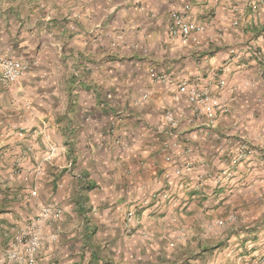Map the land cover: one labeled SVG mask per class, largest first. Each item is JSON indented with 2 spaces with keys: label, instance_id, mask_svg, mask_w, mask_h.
<instances>
[{
  "label": "crops",
  "instance_id": "1",
  "mask_svg": "<svg viewBox=\"0 0 264 264\" xmlns=\"http://www.w3.org/2000/svg\"><path fill=\"white\" fill-rule=\"evenodd\" d=\"M184 1L0 0V54L29 63L0 83V264H25L7 252L28 226L39 264L262 262L264 220L240 205L264 198V0H187V20L206 22L187 42L168 32ZM182 81L228 111L195 117ZM45 205L61 215L43 219Z\"/></svg>",
  "mask_w": 264,
  "mask_h": 264
},
{
  "label": "built area",
  "instance_id": "2",
  "mask_svg": "<svg viewBox=\"0 0 264 264\" xmlns=\"http://www.w3.org/2000/svg\"><path fill=\"white\" fill-rule=\"evenodd\" d=\"M139 9H144L143 5L139 6ZM190 9L189 1L185 0L182 4V10L171 9L169 11L170 22L168 24V32L170 37L174 38L179 36L182 41L187 42L191 39L194 32L205 29L206 22L197 23L191 20H187L186 12ZM235 9H233L234 11ZM111 12V11H110ZM239 22L238 16L232 19V24L237 25ZM261 50L264 52V43L261 45ZM29 69V63L27 61H21L14 58H9L0 54V83L9 88L17 79L23 76ZM152 78L157 80H163V75L152 73ZM178 93L185 96L189 102L191 109L195 117H204L210 123H213L218 115L226 113L228 111V105L222 103L217 97L211 94L207 87L197 86L186 81H182L178 84ZM147 95H144V98ZM162 119L168 129V132L172 134L179 126V118L174 114L172 110L165 109L162 113ZM57 148L54 145H50L46 149L44 160H50L56 153ZM250 152V148L245 142H241L238 146L237 154L234 158V162H237L247 156ZM191 168V164L187 161L181 166L175 167L173 170L177 176L182 175ZM39 170V169H38ZM231 173V168L222 169L216 175V182H220L222 179L228 177ZM160 196L162 198L168 197L166 191L155 194L153 196ZM147 199L144 203H147ZM60 207L45 205L40 210V217L43 219H56L61 215ZM136 218L135 209L131 208L126 211L124 226L127 230H131ZM233 215L228 217L234 219ZM219 224L222 220L218 221ZM142 235H146V231L142 230ZM40 246V239L38 230L36 227L28 226L25 229L19 231L12 239L11 245L8 249L7 256L14 261L24 262L25 264H39L37 258V252ZM21 247V250H18ZM16 251H20L18 256ZM21 254V255H20ZM20 255V256H19ZM19 258V259H18Z\"/></svg>",
  "mask_w": 264,
  "mask_h": 264
},
{
  "label": "rangeland",
  "instance_id": "3",
  "mask_svg": "<svg viewBox=\"0 0 264 264\" xmlns=\"http://www.w3.org/2000/svg\"><path fill=\"white\" fill-rule=\"evenodd\" d=\"M248 197H250L249 199H251L250 203L246 204V202L242 201L241 202L242 205H240V206H242V207L246 206L245 208H248L247 211H251V212L253 211V213H256V217H255L256 219H263L264 220V215H263L264 214V198H263V202L259 203L257 201H254V200H256L255 199L256 197L255 198L252 197L251 194H249ZM250 209H253V210H250ZM232 215L235 217L234 219H236L237 221L241 220L240 215L237 211H234ZM217 225H219L218 222H217ZM263 236H264V233H263ZM261 260H262V262L260 264L264 263V258H260L259 261H261Z\"/></svg>",
  "mask_w": 264,
  "mask_h": 264
}]
</instances>
